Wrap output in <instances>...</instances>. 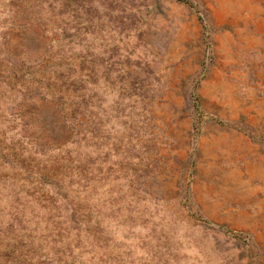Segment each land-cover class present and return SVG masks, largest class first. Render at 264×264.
Wrapping results in <instances>:
<instances>
[{"label": "rangeland", "instance_id": "1", "mask_svg": "<svg viewBox=\"0 0 264 264\" xmlns=\"http://www.w3.org/2000/svg\"><path fill=\"white\" fill-rule=\"evenodd\" d=\"M0 264H264V0H0Z\"/></svg>", "mask_w": 264, "mask_h": 264}]
</instances>
